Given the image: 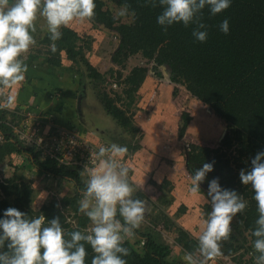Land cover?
Segmentation results:
<instances>
[{
	"label": "rangeland",
	"instance_id": "rangeland-1",
	"mask_svg": "<svg viewBox=\"0 0 264 264\" xmlns=\"http://www.w3.org/2000/svg\"><path fill=\"white\" fill-rule=\"evenodd\" d=\"M103 1H105V7L114 14L119 23L133 21V15L125 6L119 5L115 0ZM121 10H125L123 16L118 15ZM35 24L36 31L33 33L35 43L24 54V62L32 61V64L39 62L40 59L46 60L52 64L59 78H69L76 83L71 111L64 108V112H60L62 122L57 123L61 125L56 124L55 117L52 115L45 118L38 116L37 121L45 132L46 138L37 146L46 152L56 153L59 152V145H73L69 140L71 137L80 142V145L83 144V140H90L95 146H108L111 143L126 145L128 150L122 162L129 167V179L137 188L134 198L141 197L140 199L145 203L144 220L128 240L135 247H139L137 241L140 232H158L160 240L171 248V259L178 264H187L185 260L187 252L178 243L180 232L185 230L196 238V234L202 231L203 221L211 210L210 208L208 211L207 208L210 205L203 200L207 193L208 182L211 180L208 175L201 182L199 193L194 194L189 191V176L196 170L193 165L188 167L190 145L196 143L210 147L220 146L224 135L231 130L229 124L224 118L218 116L210 105L194 96L182 81L167 83L172 88V94L166 98L165 94L158 89L160 85L167 86L164 81L165 76H158L159 71H163L162 66L159 69L156 68L153 60L141 53L129 57L122 65L113 62V55L120 43L116 31L102 24H95L91 19L83 22L74 21L68 26L79 36L77 44L86 54V58L103 73L104 81L96 82L88 77V71L83 74L82 70L86 68L83 63H74L67 57L64 44L56 40L55 51L51 50L53 42L49 39L47 25L42 17H38ZM55 64H57L56 68ZM135 66L148 68L145 77L147 81L145 84L143 81L138 89L125 83V78ZM149 71L156 75H151ZM83 82L87 83V94L83 106L84 115L79 116L78 109L76 110V96L81 92ZM152 85L155 86L154 89ZM142 87L146 90L142 91ZM54 90L57 94L59 92L64 94V91L58 87ZM105 93L112 96L114 103L119 107L133 115L134 124L138 130L124 128L105 110L103 106ZM12 112L21 117L20 120L35 118H30L26 115L27 112L19 114L16 110ZM184 112H189L192 120L185 136L179 138L176 131L172 133V129L180 126ZM153 139L155 144L150 146L151 142L147 141ZM165 149L168 150V154L164 153ZM173 153L175 156L172 155ZM234 154L236 153L228 151L225 159L227 156L232 158ZM2 157L4 158L0 159V183L13 175L19 181L31 182L34 188L32 207L36 211H39L44 204L57 202L72 225L78 224L80 218H87L74 208V206L78 207L80 198L76 204L65 205V198L75 197L77 192L71 179L48 173L43 175L34 167L28 152H12ZM77 158L76 161H79ZM79 166L84 168L82 165ZM168 176L179 182H171ZM82 178L85 180L86 176ZM9 200L12 202L13 197ZM86 225V229L90 228L89 220ZM231 228L229 238L221 243V254L208 260L210 261L208 264L255 263L254 257L258 254L253 248L249 230L239 224L237 217H234ZM235 247L236 251L232 253L231 248ZM193 254L197 258H202L198 249Z\"/></svg>",
	"mask_w": 264,
	"mask_h": 264
},
{
	"label": "trees",
	"instance_id": "trees-1",
	"mask_svg": "<svg viewBox=\"0 0 264 264\" xmlns=\"http://www.w3.org/2000/svg\"><path fill=\"white\" fill-rule=\"evenodd\" d=\"M115 1L131 12L132 22L119 23L103 0H95V14L91 18L95 24H104L117 32L120 43L113 55V62L122 65L129 57L141 53L153 60L158 69L163 65L168 66L172 82L182 81L194 96L210 105L229 124L231 130L224 135L220 146L190 145L188 167L193 165L198 169L203 163H214V170L207 174L208 177H218L222 187L237 190L247 201L246 209L236 217L251 235L258 216L257 206L251 188L241 183L239 173L241 169L250 170L251 159L259 151H264V0H232L228 9L216 15H211L207 7L203 9L200 20L208 33L204 42L192 36L196 24L186 27L183 23H175L164 31L156 22L162 11L158 0ZM224 19L229 20L228 34L219 29ZM61 32L57 41L65 45L67 57L74 63H83L86 67L82 70L83 74L88 71V77L93 81H104L103 73L78 47L76 31L63 27ZM147 72V67L135 66L125 78V83L138 89ZM161 75L163 73L159 71L158 76ZM103 106L121 126L138 130L133 115L114 103L108 93L104 94ZM14 116L10 110L0 109V134L3 136L0 140V159L12 152H28L39 171L74 182L77 192L75 197L65 198V205L76 204L85 187L84 179L79 175L81 166L61 164L55 157H43L42 149L36 144H23L13 127ZM191 120L189 112L182 113L179 138L185 136ZM228 151L236 154L225 159ZM30 183L19 181L14 175L0 183V216L8 207H15L26 213L28 218L43 215L51 219L59 216L66 232L86 230L88 218H80L78 224L72 225L57 202L44 204L36 211L32 207L34 188ZM10 197H13L12 202ZM74 208L78 209L76 206ZM207 209L209 211L210 206ZM180 234L178 243L182 249L195 253L198 249L197 238L185 230H181ZM139 236V247L128 239L124 241V246L129 249V254L124 257L126 264H178L171 259V248L160 240L158 232H140ZM251 237L254 241L255 237ZM142 239L144 244L141 243ZM85 247L88 253L86 264H91L95 254L90 245L86 244ZM231 251L235 252L236 247Z\"/></svg>",
	"mask_w": 264,
	"mask_h": 264
},
{
	"label": "clouds",
	"instance_id": "clouds-1",
	"mask_svg": "<svg viewBox=\"0 0 264 264\" xmlns=\"http://www.w3.org/2000/svg\"><path fill=\"white\" fill-rule=\"evenodd\" d=\"M162 7L156 22L167 31L175 23L196 24L192 36L204 42L208 33L200 20L206 7L211 15L228 9L232 0H158ZM95 0H0V109H12L15 97L10 89L24 79L27 65L24 54L35 43V21L42 17L49 39H60L62 27L74 21H85L94 16ZM125 10L118 15L123 16ZM203 29V30H201ZM224 34L230 31L229 20L219 25ZM126 145L111 143L93 146L89 162L79 173L84 180L78 211L90 221V228L66 232L56 216L28 218L15 207H8L0 216V264H86L90 245L91 264H126L129 249L124 241L134 235L144 220L145 203L134 198L137 190L129 181V167L122 162ZM90 164V166H89ZM214 170V163H203L189 176V191L199 193L201 182ZM240 181L248 185L256 201L258 216L251 235L258 255L255 264H264V151L251 159L250 170L241 169ZM206 204L210 205L202 231L196 234L200 257L187 253V264H207L221 254V243L232 231L231 223L247 207V201L235 189L222 187L219 178L208 182ZM122 218V219H121ZM47 219V223L45 220Z\"/></svg>",
	"mask_w": 264,
	"mask_h": 264
},
{
	"label": "crops",
	"instance_id": "crops-1",
	"mask_svg": "<svg viewBox=\"0 0 264 264\" xmlns=\"http://www.w3.org/2000/svg\"><path fill=\"white\" fill-rule=\"evenodd\" d=\"M31 62L30 61L24 62L27 65V70L24 73V79L18 82L15 86H13L12 89H10L11 93L15 97L14 107L12 109L16 108L17 110L20 109L21 112H27L26 115H29L30 118L35 117L34 120L36 119V121L38 120L37 119L38 116H42L43 118H45L48 115L50 117L52 115V117H55L56 124L58 125L60 121L62 122V119H61L62 115L60 112L62 111L64 112V108H67L68 111L69 110L71 111L73 90L76 87V83H74L73 80L69 78H65V77L59 78L55 74L52 64H49V62L46 60L40 59L39 62H35L32 64ZM56 66L57 64H55L54 67L56 68ZM149 72L153 76L156 75L155 73L152 74L151 71ZM146 81L147 80L145 79L143 84H145ZM164 81L166 84L171 83L165 79ZM57 87L58 89L64 91L63 95L60 92L59 94L56 93V90H54V88H57ZM154 87L155 86L152 85V89H154ZM158 89L159 91L165 94L166 98H168L172 94V88L168 84L167 86L160 85ZM145 90L146 89L142 87V91H145ZM79 94L76 96L77 98L76 110L78 109L77 106H78ZM166 101H168V99H166ZM178 128L179 127H177L176 129L173 128L172 133H174L175 131H176L175 133H178ZM153 141L154 139L152 141H147V142H151L149 144L150 146H153L155 144V142ZM164 153L168 154V150L165 149ZM172 155L175 156L174 153ZM169 164H171V162H169ZM43 175L45 174L43 173ZM169 179L171 178L169 177ZM174 181H178V180L171 179V182L174 183Z\"/></svg>",
	"mask_w": 264,
	"mask_h": 264
},
{
	"label": "built area",
	"instance_id": "built-area-1",
	"mask_svg": "<svg viewBox=\"0 0 264 264\" xmlns=\"http://www.w3.org/2000/svg\"><path fill=\"white\" fill-rule=\"evenodd\" d=\"M10 111H17V114L22 113L20 109H9ZM21 117L14 116V130L16 134L19 136L20 140L26 145V146H32L34 144H41V141L46 138L45 132L42 131V127L40 126V123L36 120H20ZM19 120V121H18ZM18 123V125L16 124ZM18 126V127H17ZM32 132V134H30ZM38 136V137H37ZM91 137V136H90ZM0 139H3V136L0 134ZM72 146L68 144L59 145L58 151L56 153L53 152H46L44 149L42 150V156L43 157H55L61 164H79L83 167L89 162L90 159V153L92 147L95 145L94 142L90 140H83V144L76 141L74 137L69 138ZM63 153V156L61 154ZM76 156H79L78 158ZM70 157V158H67ZM73 158V160H72ZM76 158L79 159V161H76ZM85 159V161H84ZM90 166V164H89ZM3 181V180H2ZM144 244V239L141 242ZM230 257V256H229ZM232 257V256H231ZM210 261H207V264Z\"/></svg>",
	"mask_w": 264,
	"mask_h": 264
},
{
	"label": "water",
	"instance_id": "water-1",
	"mask_svg": "<svg viewBox=\"0 0 264 264\" xmlns=\"http://www.w3.org/2000/svg\"><path fill=\"white\" fill-rule=\"evenodd\" d=\"M103 26H105L104 24H102ZM168 66L166 65H163L162 66V72L165 76V79L168 80V82H172V79H171V73L170 71L168 70ZM168 70V71H167ZM87 83L86 82H83V85H82V89H81V92L78 96V112H79V116H83L84 115V110H83V100H84V97L86 96V92H87Z\"/></svg>",
	"mask_w": 264,
	"mask_h": 264
},
{
	"label": "flooded vegetation",
	"instance_id": "flooded-vegetation-1",
	"mask_svg": "<svg viewBox=\"0 0 264 264\" xmlns=\"http://www.w3.org/2000/svg\"><path fill=\"white\" fill-rule=\"evenodd\" d=\"M85 101H86V97L84 98V100H83V106L85 105L84 103H85Z\"/></svg>",
	"mask_w": 264,
	"mask_h": 264
}]
</instances>
